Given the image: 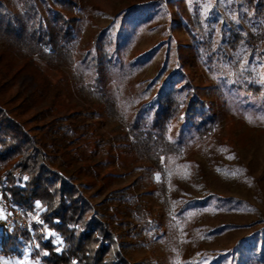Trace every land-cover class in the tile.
I'll return each instance as SVG.
<instances>
[{"label":"trees","instance_id":"obj_1","mask_svg":"<svg viewBox=\"0 0 264 264\" xmlns=\"http://www.w3.org/2000/svg\"><path fill=\"white\" fill-rule=\"evenodd\" d=\"M186 1L192 12L178 22L214 82L200 94L184 80L180 56L168 74L138 92L147 101L119 93V84L107 90L117 74L109 71L115 42L127 26L149 23L171 8L175 13ZM85 4L0 0V185L11 195L9 210L38 212L41 224L28 221L22 228L0 219V256L6 259H22L30 249L32 264H135L131 248L158 228L147 198L169 204L175 175L190 176L189 151L222 128L221 108L249 111L264 104V0H133L94 36L95 56L79 52V34L94 12ZM171 27L165 29L170 42ZM236 93L241 97L231 100ZM107 123L112 125L105 129ZM126 156L141 166L129 168ZM137 167L159 174L158 191L139 175L117 184ZM203 197L194 190L182 210L210 200ZM226 258L228 264H264V234L243 239Z\"/></svg>","mask_w":264,"mask_h":264},{"label":"rangeland","instance_id":"obj_2","mask_svg":"<svg viewBox=\"0 0 264 264\" xmlns=\"http://www.w3.org/2000/svg\"><path fill=\"white\" fill-rule=\"evenodd\" d=\"M131 1L133 0H85L86 7H91L94 12L89 14L79 34V52L86 51L95 56L90 42H93L94 36L106 26L111 16L122 5ZM160 10L158 9L159 12ZM191 12L189 1H186L182 7L176 8L175 13L171 8L169 14L165 11L156 13L153 21L149 23H130L125 37L115 42V61L111 62L113 66L109 71L111 69V73L117 74L113 75V81L107 90H112L119 84L115 87L119 93L129 95L138 103L147 101L148 95L138 92L155 76L168 74L182 56V68L186 76L183 77L184 80L190 79L202 94L201 89L212 84L214 79L210 80L196 62L192 42L178 22L179 19L187 20ZM171 19H177V22L174 21L175 25L171 24L172 27L169 22ZM118 25L119 19L113 28H118ZM133 26L135 29H131ZM168 26L172 30V42L166 38L165 29ZM115 32L112 31L111 35ZM146 53L148 56L136 60ZM129 62L134 64L129 65ZM242 62L244 63L245 59ZM52 74L57 78L62 77L63 73ZM239 97L241 95L236 93L231 100ZM218 107L216 104L212 109L218 112ZM219 114L223 116V119H220L222 128H218L211 138L200 145L196 144L189 151L190 176L186 172L175 175L169 185V204L165 205L157 198H147L153 206L152 215L158 228L156 226L154 230L147 231V239L131 248L132 263L228 264L226 256L239 242L264 234V104L256 105L255 109L249 111L244 107H234L230 111L221 108ZM108 124L112 125L107 123L105 129L109 127ZM28 126H32L31 123H28ZM105 129L103 127V130ZM125 158V162L130 163L129 168L141 166V160L131 156ZM139 167L117 184L127 183L139 175L146 179L145 187L155 190L154 183L160 180L159 174L143 172ZM194 190H200L201 196H209L210 200L196 208L182 210V205L191 199ZM102 196L95 197L94 202L101 200ZM10 201L11 195L0 185V209H3L0 219L5 220L8 226L19 222L22 228H26L29 221L40 227L36 217L38 212L33 215L24 207L9 210L11 205L7 203ZM40 231L46 237L53 236L44 227ZM54 240L57 242L56 238ZM122 242L127 243L128 240L123 238ZM31 246L34 249L35 243ZM30 252V249H26L22 259H6L0 256V264H32L28 257Z\"/></svg>","mask_w":264,"mask_h":264},{"label":"snow or ice","instance_id":"obj_3","mask_svg":"<svg viewBox=\"0 0 264 264\" xmlns=\"http://www.w3.org/2000/svg\"><path fill=\"white\" fill-rule=\"evenodd\" d=\"M3 216V209H0V217Z\"/></svg>","mask_w":264,"mask_h":264}]
</instances>
